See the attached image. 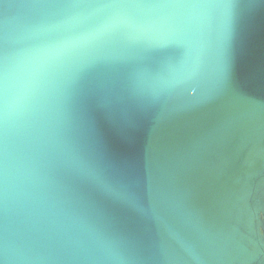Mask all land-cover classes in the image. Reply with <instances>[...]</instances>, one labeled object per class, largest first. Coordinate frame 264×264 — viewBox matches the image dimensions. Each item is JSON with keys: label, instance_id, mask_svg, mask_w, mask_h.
I'll return each mask as SVG.
<instances>
[{"label": "water", "instance_id": "water-1", "mask_svg": "<svg viewBox=\"0 0 264 264\" xmlns=\"http://www.w3.org/2000/svg\"><path fill=\"white\" fill-rule=\"evenodd\" d=\"M230 32L232 92L214 96ZM168 64L198 75L165 89ZM137 108L170 212L121 223L158 264H264V0H0V264H146L68 180Z\"/></svg>", "mask_w": 264, "mask_h": 264}, {"label": "snow or ice", "instance_id": "snow-or-ice-1", "mask_svg": "<svg viewBox=\"0 0 264 264\" xmlns=\"http://www.w3.org/2000/svg\"><path fill=\"white\" fill-rule=\"evenodd\" d=\"M236 39L237 34L230 32L221 52L220 88L214 96L232 92ZM161 71L165 73V89L175 87L190 75H198L194 69L186 71L172 64L163 66ZM149 113L146 109L137 108L126 112L119 121L112 119L123 130L121 147L113 150L97 139L92 158L74 156L68 180L74 192L91 207L96 218L105 226V235L140 251L146 264H158V252L144 246L141 237L125 227L120 219L122 212L130 211L141 220L155 221L161 228H166L168 224L170 208L163 194L169 177L164 153L151 144L140 150L137 148L138 128ZM176 243L182 247L178 238Z\"/></svg>", "mask_w": 264, "mask_h": 264}]
</instances>
